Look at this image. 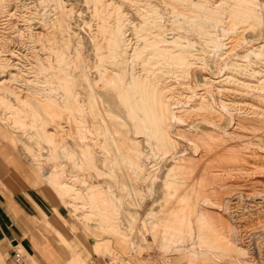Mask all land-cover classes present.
I'll list each match as a JSON object with an SVG mask.
<instances>
[{"label":"bare ground","instance_id":"6f19581e","mask_svg":"<svg viewBox=\"0 0 264 264\" xmlns=\"http://www.w3.org/2000/svg\"><path fill=\"white\" fill-rule=\"evenodd\" d=\"M183 1L188 4L191 0L173 3L183 5ZM194 1L189 8L195 11L188 6L178 8L186 25L175 23L176 29L169 37L159 28L163 25L159 26L154 10L144 7L146 3L136 7L135 14L144 25L139 29L143 32L139 52L130 62L126 61L127 43L119 35L120 18L114 11V25L106 38L102 20L96 27L97 38L91 37L96 42L90 54L79 56L75 46V62H43L53 85L50 93H42L35 79L33 93L19 95L12 85H6L8 79L17 77L10 71L6 72L8 79L0 81V91L14 95L13 112L17 116L26 104L33 109L34 120L35 114L40 116L33 136L47 143L53 162L44 174L64 191L69 202H74L77 195H88L89 206L97 211V223L123 214L128 221L126 228L135 222L136 239L146 250L152 248L162 264H264V154L258 155V146L264 149V39L258 41L256 37V24H260L264 13L259 20L261 14L257 17L254 0ZM92 5L95 7L96 2ZM68 9L59 7L56 13L66 17L71 11ZM93 12L100 17L96 8ZM63 18L61 21H66L67 17ZM53 23L63 34L59 19ZM49 30H42V35L47 36ZM182 33L195 41L183 40ZM244 38L257 40L251 45L253 41L248 39L250 47L240 51ZM206 56L215 57L216 64L205 62ZM196 64L209 71L198 74L195 67L197 74L191 73V79H197V86H193L196 82L184 79ZM65 66L68 71L79 70L82 81L78 94L72 88V98L70 81L69 90L65 82L61 84L69 76L66 74H71ZM60 85L66 91H60ZM76 97L84 109L81 119L75 116L77 111L74 115L75 109L70 110L76 108ZM1 107L8 120L7 110L11 109ZM77 117L84 125L83 132ZM23 122L20 115L8 123L15 129ZM75 157L88 175L83 187L73 179L74 164L68 169L62 164ZM130 206H137L138 211H128ZM205 214L209 220L215 214L219 218L217 222H208L207 218L203 221ZM111 225L116 229L115 224ZM114 232L128 242L126 233ZM110 242L106 239V249L119 257V252L109 247Z\"/></svg>","mask_w":264,"mask_h":264},{"label":"rangeland","instance_id":"374dc122","mask_svg":"<svg viewBox=\"0 0 264 264\" xmlns=\"http://www.w3.org/2000/svg\"><path fill=\"white\" fill-rule=\"evenodd\" d=\"M129 1L130 0H125V1L124 0H92V1L91 0H87V3H89V4H87L86 0H85V2H83V0H54V1L53 0H0V45H1L0 46L1 47L0 48V51H1L0 52V57H1V59H0V62H1L0 63V81L1 80H7L8 76H7L6 72L10 71L12 74H15L17 77L15 79H11V81H10V79H8L7 80L8 82L6 83V85L7 84L8 85H12L16 91H19V95H22V94L25 95L27 93L28 94H32L33 93L32 91H34V90H31L32 86L33 85L35 86L37 84H38L37 86H39L42 89V93H45V94L47 92L50 93L49 89L51 88L52 84H50V82H49V72H48V70L45 71V68H44V67H47V65H44L43 62L45 60H47L48 63L50 62L49 64H71V63L75 62V60H76V56H75V48L76 47L75 46L78 47V49L76 48V50L79 52V56H86V55L90 54L91 51H92V48L94 47V44L96 42V38H97L96 34H95L96 33V27L99 26L101 24V22H103L105 24V31H104L103 34H104V36L106 38L109 35L111 26L114 25V20L113 19H114V15L116 14V13H114V11H117V13L119 15V18H120V24L121 25L119 24V28H120L119 35H121L123 41L124 42L126 41L125 43H127L126 45H127L128 49H129L128 50V55L129 56L127 57L126 61L130 62L129 60H132L133 59L132 57L139 52L138 51L140 49L139 38L141 37V34H143V32L141 30H139V29L140 28L142 29L143 25H144L140 21V16L135 14V8L136 7L144 6V5L147 4L148 6L146 5L144 7L150 8V10H152V11L154 10L153 13H154V15H157V16H155V19L159 20V21L157 20L159 26L163 25L162 27H159V26L158 27L162 28L161 29L162 33L165 34L167 37H169L170 36L169 33L171 31H172L171 33H173L174 30L176 29V26L178 24H179L180 27H181V25L182 26L186 25V23H185L186 21H184V24H183V20L181 19V12H180V9H178V8H180V7L184 8V7L188 6L187 8L191 9V7L193 5L190 4V2L191 3L195 2L194 0H191L188 4H186L187 2L183 1L182 2L183 5H184L183 6L182 4H180L181 1H179L180 3L179 2H174L173 3L174 0H172V2H171V0H170V2H169V0H162V2H161V0H135V1L132 0L130 2ZM187 1H189V0H187ZM254 1H255V4H256V9L259 10V12L256 11L257 12L256 15L258 13L261 14V16H260V14H258V16H257V17L260 16L258 18L260 20L261 17L264 15L263 14L264 13L263 12L264 11V7H263L264 6V0H257V1L254 0ZM94 2H96V6L95 7H93V5H92ZM262 3H263V5H262ZM163 4H164L165 7L163 6ZM257 4L259 5L258 8H257V6H258ZM189 5H192V6L189 8ZM59 7L65 8V9H68L70 7L68 10L70 11V9H71V11L68 12V14L66 15L67 23H66V21H64L65 20L64 18H66V17L63 16L64 17L63 18L62 16L61 17L58 16L59 14H57V13H58ZM156 7H157V9H156ZM95 8H96V11H97L98 15L100 16L99 18H97V16L94 15L93 11L95 10ZM187 8H186V10H187ZM262 9H263V11H262ZM173 10L175 12H177V13H174ZM191 10L195 11V8L193 7V9H191ZM169 11L171 13H169ZM172 11H173V13H172ZM168 14H169V16L171 18L168 16ZM170 14H172V15H170ZM173 14H176V15H173ZM158 15H161V16L159 17ZM173 16H174V18H173ZM176 16H178L179 18L176 17ZM56 17L59 19V23L62 26V28L64 27L63 30H65V31H63V34H60L59 29L56 28V25L53 23V21H58V19ZM22 18H24V19L26 18L25 21H24V19L22 20ZM62 18L64 19V20H62L64 23H62V21H61ZM169 19L173 22V25H171L172 22ZM258 19H257V21H259ZM175 20H176V22H175ZM180 20H181V22H180ZM261 20L259 21L260 24L259 23L256 24V31H257V36L256 37L260 38V39H258V41L264 39V32H263L264 31V29H263L264 18L262 17ZM94 21H95V23H94ZM24 23H25V25H24ZM64 24L66 25V27L64 26ZM68 25H69V27H67ZM43 26H44L45 30L50 29L49 30V34L47 36H45L44 34L42 35V30H44V29H41V28H43ZM24 27L25 28L28 27V29H26L27 31L29 30L28 33H26L27 31H24L25 30ZM174 27H175V29H174ZM66 28H67V30H66ZM258 28H260L261 30L258 29ZM52 29L56 30V33H55V31L53 32ZM66 31L69 32V33H67ZM70 31H72L73 33L70 34ZM91 31L93 32V34H92ZM261 31L263 32V36H262L263 38L261 37V34H262ZM36 34L40 38L37 37ZM182 34H180V35H182ZM67 35H68V37H67ZM31 36H33V37H31ZM41 36L43 38L45 37L44 38V39H46L45 43L47 45L49 44L48 46L45 45V43H44V45L41 44V42H42L41 41V39H42ZM93 36H95L96 38L94 37V39H92ZM34 37H36V38H34ZM65 37L67 39H65ZM183 37L185 38V40L186 39L190 40V38H191V37L189 38L188 34H183V36H181V38H183ZM186 37H188V38H186ZM33 38L35 40H37V41H35ZM184 38H183V40H184ZM246 39H247V41H246ZM248 39H251V38H244L245 41L243 40L244 43L242 42V46H243L241 48L242 50H240L241 45L239 47L240 51H243V48H244V50L249 48L250 47V43L253 41L251 43V45H253V44L256 43V40H257V38H255L253 40L251 39V42H249ZM47 41H48V43H47ZM49 41H51V43H49ZM190 41H195V38H193V39L191 38ZM247 43L249 44L248 46H246ZM50 44L51 45L53 44V45L50 46ZM58 44H60V45H58ZM5 47H6V50H4ZM44 47L45 48L52 47V48L45 49ZM7 50L10 53H8ZM63 50H64V52H62ZM33 51L37 54V56H36V54ZM240 51H238V52H240ZM2 52H3V54L4 53H6V54H4V56H3ZM49 52L52 53V54L50 55ZM58 52H61V53H58ZM9 54H11V55L9 56ZM56 54H59V57ZM12 55H14V56L12 57ZM42 56H44V57H42ZM2 57H4V58L6 57L7 59L6 58L4 59ZM14 57H16L17 60ZM35 57L38 59L39 64H38V61H37V59ZM208 57L209 56H206L207 59L205 58V60H206L205 62H207L208 64H211V65L212 64H216L213 61V60H215L214 59L215 57H212V56H211L212 58L211 57L208 58ZM229 57H231V56H229ZM9 60H11V61H9ZM72 60H73V62H72ZM6 62H8V63L6 64ZM2 63L6 64V65H4V64L2 65ZM12 64H15V66H13V69H12ZM32 64H33V66H32ZM7 65L9 66L8 68L6 67ZM196 66H198V64H196L195 66L193 65L194 68L191 70L192 72H189L188 75H187L188 77L187 78L185 77V79H184V80L189 79V80H193V82H196V83L192 82L193 86H197V79H195V80L191 79L192 78L191 75L195 74L196 70H197L198 74L200 72H202V71L204 72L205 70L207 72L209 71L207 69L203 70V68L196 67ZM15 67H16V70H15ZM195 67H196V70H195ZM65 68L67 69L66 71L67 72H71V74H69V73L66 74V77H67V75H69L66 78L68 80V82H67V80L64 77L65 80H63L62 81L63 83H61V84H64V82H65L64 86L68 85L67 88L65 87L66 90H69L71 88V90H70V95H71L70 98H72L73 95H72L71 92H73L75 90V92H77V94H78L77 90L79 89V87L81 85L80 83H82V81H81L80 73L78 75L79 70H77L76 72H73L71 70L68 71L69 70L68 67L65 66ZM21 69H22V71H21ZM14 70H15V72H14ZM17 70L19 72H17ZM23 70H25V71L28 70V71L25 72ZM23 74L25 75V77H24ZM76 76H78L79 79H78V77L76 78ZM193 78H194V76H193ZM35 79L37 80V82H36L37 84L34 83ZM72 79L73 80L75 79V80L73 81ZM69 81L72 84L70 88H68L70 86ZM28 82H30V83H28ZM22 87L26 88V90L22 89ZM62 87H63V85H62ZM62 87L60 85L59 88L61 89ZM33 89H34V87H33ZM62 90L63 89H61L60 91H62ZM66 90H63V91H66ZM20 92H22V93H20ZM12 95L13 94L8 92L7 90H2V92L0 91V126L3 128V130H4V132H5L7 137H11V138H14L16 140V142L12 141V145L11 146L20 155V157L23 159V161L26 164V167L28 168V170L30 172H32V173L34 171L38 172V174H39L38 177L40 176L39 177L40 181L35 184L36 187H39L40 191L41 190L45 191L46 195L49 198V201L51 200V201L54 202V204H56V205L59 204L60 205V207L63 209V215L62 216L64 218H66V220L71 222L70 223L71 224L70 231L72 232V235L74 233L75 237H77V238L79 237L80 240H78V241H82L83 245L87 248V253L89 251L90 252L91 251L94 252L92 250V244H93V241H94V249H95V252H96V253L94 252L95 256L99 257L101 259L105 258L106 261L108 263H110V264H126L124 262H127V261L131 262V264H162L161 260H159V255H157V253L152 248H150V249L148 248L146 250L143 242L141 240H140L141 241L140 242V241H138L136 239V237H135V235L133 233L134 228H135V222H134V226H130V228L129 227L126 228L127 224H128V221L126 220V217L123 214H118L116 216L118 218V220H117V218L114 217L111 221L104 220L103 222L97 223V221L94 220V218H98L97 215H96L97 211H96V208L94 209V208H92V206H89V205H91L90 204L91 200L89 199L90 197L88 195H84V194L77 195L78 198L77 197L74 198V200H73L74 202H69L65 198V193H62L64 191H61V189L58 188V186L53 184L52 179H50L49 176L44 174L45 168L46 167L50 168L52 166L53 162H51L52 160L50 159V156H49V152H48L49 149H47L49 147H48L47 143H43L44 140H42V139H41V141L39 139V142H38L36 140L37 138L35 139V136H33L34 135L33 131H35V133L37 131V129H36L37 127L34 124H36V122L38 121V118L40 116L38 114H35L34 117L37 118V119L34 120L33 111H32L33 109L31 107H29V105H27V104L25 105V107H27L28 109L25 108L24 106H22L21 108H22V112L23 113H20L17 116V114L13 112L15 110V108H16V103H15L16 102V98L14 97V95L12 97ZM74 96H75V94H74ZM13 98H15V99H13ZM76 99H77V102H76L77 104L74 103V104L77 105V106L74 105L76 108H74V107L72 108L71 107L70 110L75 109V110H72L74 112V115L76 114V111H77V114L75 116L80 117V115L84 114V109L82 108L83 106H82V103L80 102V100L77 97H76ZM80 103H81V105H80ZM1 105H5V106L8 107V109H11V110H7L9 112L8 116L10 117V118L8 117V120L5 119V117H6V115L4 114L5 110L1 107ZM24 108H25L26 111L24 110ZM29 108H30V111L28 112ZM24 111H25V113H24ZM20 115L22 116V119L24 120V122H23V124L21 125L20 128H18V127H15V129L13 128L15 130L14 131L11 128L12 124L8 123V122L10 121V119L11 120H13V119L17 120ZM78 119H77V122L79 123L81 117H80L79 120ZM80 123L81 124H80V126L78 124V127H80L81 128L80 130L82 131V128H84V125L82 124V122H80ZM26 126H27V128H26ZM34 129H36V130H34ZM29 130H30V132H29ZM28 132H29V134H28ZM0 140H4V139H2L0 137ZM36 149L39 150V153H38V150H36ZM263 152H264V149H262V148H260L258 146V155L264 154ZM69 160H71V161H69ZM69 160H67V161H69V164H68L67 161H62V164L65 163L66 164L65 166H67V169L70 168V165L74 164V167H75L74 168V170H75L74 177L75 178H73V179L77 180L76 183L78 185H81V186L82 185H86L88 183V179H87L88 175H87V172H85V170L84 171L82 170L84 168L83 167V163H80L76 157L73 158V159H69ZM74 160L76 161V164H75ZM85 173H86V175H85ZM76 175H77V177H76ZM80 176H82V177H80ZM85 182H87V183L85 184ZM46 184L53 190L56 198H54L53 195L49 192ZM57 191L61 194V196H59L60 194L57 193ZM84 197H86V198H84ZM61 198H63V199H61ZM64 198L66 199V201H64ZM136 207L137 206H134V207L130 206V207H128L127 210L128 211L131 210V211H134L136 213L138 211ZM213 211H216V210H213ZM82 214H83V216H82ZM138 215L139 214L136 215L137 218H138ZM205 215H203L204 218L202 217L203 221H205L206 218H207L208 222L209 221H213V220L214 221L216 220V222H217V218H219L218 215L215 214L214 215L215 218L209 220L208 216L207 215L205 216ZM49 220L54 222V223L57 222L53 218L52 215L49 218ZM62 221L61 222L64 223L65 225L69 224V223H67L64 220H62ZM111 223L116 225V229L118 231H122V232L126 233V235L128 237L127 238L128 242H125V241L117 238L114 235L115 234L114 231H117V230L115 229V227L112 228L113 226L111 225ZM128 229L129 230L131 229V231H129ZM44 232H45V234H47V238L48 239L56 238V243L58 242V243H60V245L64 244L63 238L61 236H59L56 233V231H54L53 229H46V230H44ZM129 234H131V235H129ZM41 238H42V240L47 239V238H45V236H42ZM106 239H110L111 240V242L109 244V247L111 249L115 250L116 252H119L118 253V254H120L119 257H112V256H110V254L107 251H105V250H107L106 249V247H107L106 246ZM130 239L133 242L129 241ZM18 249H19V251H21V253L24 256L25 251L23 250V248L22 247H18ZM88 255H89V253H88ZM28 261H29V264H34V263H32L30 261V259Z\"/></svg>","mask_w":264,"mask_h":264},{"label":"crops","instance_id":"0c3cea01","mask_svg":"<svg viewBox=\"0 0 264 264\" xmlns=\"http://www.w3.org/2000/svg\"><path fill=\"white\" fill-rule=\"evenodd\" d=\"M0 137L4 139L0 140V264H19L11 255L18 247L25 251L23 258L27 264L29 259L34 264H110L95 256L94 241L95 253L89 251L88 255L79 237L72 235L71 222L62 216L63 209L36 187L40 181L38 172L28 170L11 146L16 140L7 137L1 126ZM47 188L56 198L48 185ZM51 215L57 222L49 220ZM46 229L56 231L64 244L56 243V238L48 239ZM42 236L47 239L42 240Z\"/></svg>","mask_w":264,"mask_h":264},{"label":"built area","instance_id":"2783aa9c","mask_svg":"<svg viewBox=\"0 0 264 264\" xmlns=\"http://www.w3.org/2000/svg\"><path fill=\"white\" fill-rule=\"evenodd\" d=\"M11 255L15 262L19 264H27V262L23 258V254L21 253V251L14 250Z\"/></svg>","mask_w":264,"mask_h":264}]
</instances>
